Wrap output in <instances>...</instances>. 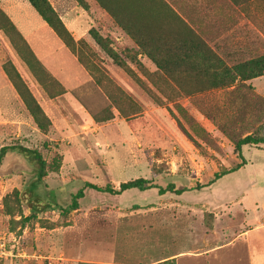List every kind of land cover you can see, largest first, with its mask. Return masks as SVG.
Listing matches in <instances>:
<instances>
[{
    "label": "rangeland",
    "instance_id": "rangeland-1",
    "mask_svg": "<svg viewBox=\"0 0 264 264\" xmlns=\"http://www.w3.org/2000/svg\"><path fill=\"white\" fill-rule=\"evenodd\" d=\"M48 1L74 39L84 41L82 63L28 0H0L43 67L66 89L48 97L25 62L21 43L14 46L0 30V150L21 144L40 153L45 175L37 192L52 205L31 214L21 198L37 180V165L7 152L0 163V229L21 255L1 264H136L165 257L175 264H264V194L252 189L264 185V144L242 146L249 165L199 189L111 194L85 187L77 209L54 207L66 206L86 182L116 189L136 178L162 187L206 184L240 161L234 148L239 138L264 136V75L247 80L248 89L237 84L193 96L174 94L173 82L153 73L155 65L94 0H85L87 11L75 0ZM170 1L227 61L264 52V0ZM91 27L109 39L159 101L112 61L89 34ZM129 54L137 55L143 69ZM7 61L49 117V130L37 127L3 69ZM119 91L138 104L139 114L119 113L109 98Z\"/></svg>",
    "mask_w": 264,
    "mask_h": 264
},
{
    "label": "trees",
    "instance_id": "trees-1",
    "mask_svg": "<svg viewBox=\"0 0 264 264\" xmlns=\"http://www.w3.org/2000/svg\"><path fill=\"white\" fill-rule=\"evenodd\" d=\"M84 10L88 9L85 0H75ZM103 6L104 2L99 0ZM166 6L167 4L161 0ZM250 0H241L240 2L247 3ZM29 4L35 9L42 20L50 27L62 43L77 56L80 54V45L83 40H75L71 32L67 29L56 10L52 7L48 0H28ZM237 2V1H236ZM168 6V5H167ZM170 9V8H169ZM118 23H122L123 19L119 15H114L109 10ZM172 11V10H171ZM172 15V16H171ZM171 18H164L161 22L155 24L142 23L134 25V21L126 20V25H121L122 30L133 40L138 47L139 54L145 55L156 67L153 73H163L164 77L173 82L175 85L172 92L193 96L199 93L210 92L214 89L231 88L238 84V88H249L245 83L247 80L264 75V52L245 58L239 61H227L219 54L203 36L189 25L185 20L172 12ZM130 23V24H129ZM0 30L3 31L10 39L11 43L20 42L23 47L22 56L28 64L34 75L38 78L39 83L50 98L57 97L63 94L66 89L64 86L47 71L35 53L31 49L27 40L23 37L16 25L13 23L7 13L0 7ZM89 34L95 42L103 48L112 61L119 67L123 68L126 73L149 94L155 101L160 100V96L152 91L136 74V71L131 68L127 62L113 49L111 42L107 37H103L95 28L89 29ZM129 60L137 67L142 68L136 54L128 55ZM3 69L14 85L16 91L20 95L25 107L32 116L34 122L40 130L47 131L51 126L49 117L45 114L42 107L35 99L31 91L23 82L20 74L15 69L14 65L7 61L3 64ZM143 69V68H142ZM146 74V72L144 73ZM148 75V74H147ZM165 79V80H166ZM159 80V78H157ZM99 80H96V82ZM164 82V79H163ZM98 83V82H97ZM155 83V82H154ZM159 92L163 95V90ZM166 95L173 98V94ZM111 102L119 113L124 117H132L141 112L138 104L123 91H119L118 95H109ZM264 144V136H256L248 134L239 138L235 143V153L240 160L235 165L223 169L220 172H215L213 177L206 183H195L194 187H178L175 183H168L166 186L152 185L151 182L144 178H136L132 180L122 181L119 188L108 184L98 186L86 182L83 187L79 188L72 194L70 202L63 206L55 204L54 207L64 212H69L78 208L79 199L84 196V188L92 187L98 191L106 193H121L129 189L145 190L156 187L160 194L165 192H173L181 194L189 189H199L215 180L219 179L227 173L236 171L247 163V160L242 154V146L244 145H260ZM16 151L22 154L26 159H29L37 165V180L32 181L27 190L22 193V200L31 210V214H36L47 208H52L50 202L42 197L37 192L39 181L45 174L43 172L44 161L40 153L36 149L28 148L21 144H13L3 146L0 150V163L7 152ZM76 264H106L103 262H87L80 261ZM114 264H132V263H114ZM136 264H175L174 258H161L146 263Z\"/></svg>",
    "mask_w": 264,
    "mask_h": 264
},
{
    "label": "crops",
    "instance_id": "crops-1",
    "mask_svg": "<svg viewBox=\"0 0 264 264\" xmlns=\"http://www.w3.org/2000/svg\"><path fill=\"white\" fill-rule=\"evenodd\" d=\"M94 1L98 5L100 10L107 15L110 21L119 28H121L122 24L126 25L124 23L126 20L134 21L133 23L134 25H139L142 23L155 24L157 22H161V20L164 18H168V17L171 18L172 12L178 15L181 19L185 20L189 25H192L189 21L190 19L186 17L185 12L177 8L175 5H173V3H171L170 0H163L168 6L167 5L165 6L161 0H102L104 2L103 6L100 4L99 0H94ZM109 10H111V12L115 16L119 15L121 17L120 20L123 19V22L121 24L118 23ZM246 164L249 165V163ZM243 166L240 167L239 169H243L244 168ZM252 189L254 195H256L257 193L264 194V185H260V184L253 185ZM245 202L247 204L251 203L249 198H246Z\"/></svg>",
    "mask_w": 264,
    "mask_h": 264
},
{
    "label": "built area",
    "instance_id": "built-area-1",
    "mask_svg": "<svg viewBox=\"0 0 264 264\" xmlns=\"http://www.w3.org/2000/svg\"><path fill=\"white\" fill-rule=\"evenodd\" d=\"M16 254L21 255L19 252H14L10 243V234L3 229H0V264L9 258L15 257ZM22 255H25L22 253Z\"/></svg>",
    "mask_w": 264,
    "mask_h": 264
}]
</instances>
